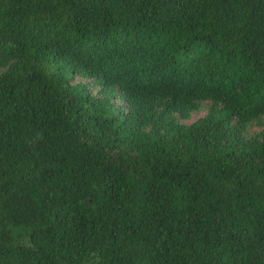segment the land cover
<instances>
[{
  "label": "trees",
  "instance_id": "1",
  "mask_svg": "<svg viewBox=\"0 0 264 264\" xmlns=\"http://www.w3.org/2000/svg\"><path fill=\"white\" fill-rule=\"evenodd\" d=\"M0 264H264V0H0Z\"/></svg>",
  "mask_w": 264,
  "mask_h": 264
},
{
  "label": "rangeland",
  "instance_id": "2",
  "mask_svg": "<svg viewBox=\"0 0 264 264\" xmlns=\"http://www.w3.org/2000/svg\"><path fill=\"white\" fill-rule=\"evenodd\" d=\"M203 113H200V114H196V115H193L187 122L188 123H192L193 121H195L197 118H199Z\"/></svg>",
  "mask_w": 264,
  "mask_h": 264
}]
</instances>
